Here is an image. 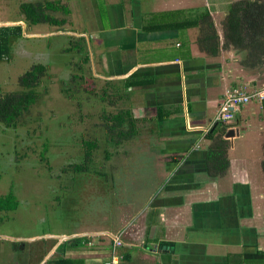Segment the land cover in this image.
I'll list each match as a JSON object with an SVG mask.
<instances>
[{
    "label": "crops",
    "instance_id": "crops-1",
    "mask_svg": "<svg viewBox=\"0 0 264 264\" xmlns=\"http://www.w3.org/2000/svg\"><path fill=\"white\" fill-rule=\"evenodd\" d=\"M12 1L0 0V67L3 61L7 66L10 54ZM193 1L68 0L69 15L59 18L66 19L62 27L29 25L21 15L18 33L32 39L29 32L36 27V37L47 41L74 36L83 50L88 80L104 82L109 91L117 89L120 109L136 119L155 118L157 113L167 117L147 122L155 130L154 140L162 144L153 155L160 163L148 174L150 183L154 176L158 181L152 184L147 211L122 229L124 246L116 250L118 257L129 253L128 264H264L263 103L240 107L231 122L235 125L226 130L233 129L235 135L222 136L227 168L217 175L207 167L208 150L220 137L209 139L207 133L217 125L214 119L226 89L262 86L264 66L243 68L240 55L231 49H220L214 57L201 51L202 31L189 26V19L208 10L221 44L220 23L232 1L221 6L213 0L211 8ZM36 43L41 52L47 48ZM78 68L73 76L83 71ZM6 82L0 80V95L6 93L1 90ZM38 237L0 234L1 264H46L37 254L27 259L22 254L19 260L15 256L18 242ZM62 248L56 249L65 257L81 259L67 256L77 249Z\"/></svg>",
    "mask_w": 264,
    "mask_h": 264
},
{
    "label": "rangeland",
    "instance_id": "rangeland-1",
    "mask_svg": "<svg viewBox=\"0 0 264 264\" xmlns=\"http://www.w3.org/2000/svg\"><path fill=\"white\" fill-rule=\"evenodd\" d=\"M27 1L43 4L45 0L12 1L14 27L19 33L22 32L17 21L22 15L19 6ZM67 1L60 0V4L66 5ZM224 1L233 0H220L221 6ZM206 2L211 8L213 0ZM190 3L198 5L199 1ZM66 8L69 10L66 5L61 11ZM70 10L74 11L71 7ZM61 11L47 13L59 19L65 17ZM39 31L36 27L30 30V35L34 36L32 39L19 33L10 38L12 54L7 58V66L3 61V67H0V80L7 78V82L1 84L2 92L21 91L17 77L28 70L31 61L37 58L31 59L32 56L41 54L33 41L47 43L48 38L36 37ZM69 39L68 36L49 38L55 47L52 52L54 60L63 63L69 59L67 53L57 49L60 43ZM48 54L45 50L42 57ZM71 54L75 52L72 50ZM27 58L31 61L25 60ZM46 74L43 84L36 89L38 102L21 116L17 127L9 130L0 125V181L6 183L0 185V193H12L15 197L14 208L0 211V234L13 237L48 233L56 234L52 236H70L68 234L73 233L81 237L88 234L93 237L91 244L87 242L76 251H69L67 256L84 259L87 264H100L109 258L108 238L120 234L122 229L134 224L138 216L147 211L149 196L154 193L153 185L158 181L154 176L150 183L148 174L155 168L156 162L160 163L153 159V155L156 154V146L162 144L154 137L148 142H144L148 139L146 137L142 142L135 138L126 145L114 144L112 135L105 133L103 115L106 113L103 109L116 113L117 108L109 107L107 101L94 96V92L103 89L105 83L91 78L88 80L85 72L83 77L78 72L77 78L68 80L62 73H57L55 66L49 67ZM113 84L117 87L116 83ZM111 100L118 106L115 96ZM89 140L96 147L91 150L90 161L85 163ZM44 145L45 161L39 155ZM74 165H82L84 169L75 170ZM45 240V251H48L45 257L51 260L62 257L56 249L62 241L54 237ZM33 242L29 245L26 241L18 243L33 249L42 247L41 243ZM19 246L17 244L15 250L17 260L22 258V254L27 259L29 252ZM3 262L0 258V264Z\"/></svg>",
    "mask_w": 264,
    "mask_h": 264
},
{
    "label": "trees",
    "instance_id": "trees-1",
    "mask_svg": "<svg viewBox=\"0 0 264 264\" xmlns=\"http://www.w3.org/2000/svg\"><path fill=\"white\" fill-rule=\"evenodd\" d=\"M64 6L65 5H61L58 0H45L43 4L25 2L20 5V11L24 20L29 23V25L47 23L49 26L62 27L66 24V19H57L47 12L63 11ZM226 8L227 10L220 23L222 29L221 44L208 10L204 9L203 12L189 19V26H198V29L202 31V38H200L198 43L201 51L208 56L214 57L220 49L235 50L236 54H239L241 57L240 66L249 69H261V67L264 66V0H233ZM62 13L64 15H69V10L66 8ZM45 71L46 68L43 65H33L29 70L24 72L18 80L23 90L0 95V123L5 127L15 128L21 116L28 112L33 104L36 103L38 99L36 88L40 86L41 78L45 75ZM117 93V89L109 91L108 85L105 84L104 88L98 93L94 92V96H99L101 101H107L108 105L117 106L115 105L116 102L111 100L113 96L116 97V100L120 99L121 96H117ZM166 118L167 117L164 115H159L157 113L155 118L136 119L133 117V114L126 109H118L116 113H108V116L105 114L103 115L106 128L105 133L112 135L111 139L112 141L114 140V144L116 145H120L121 143L126 145L135 138L139 140V142H142L147 137L148 139L144 142H148L154 137L153 134L155 130H149L152 124L147 122L155 120L158 123ZM234 125L235 123L218 122L215 128L207 133L209 139L220 136L218 143L214 144L208 150L207 155V167L210 172L213 170L217 175L227 168L226 143L225 140L222 139V136L227 128ZM86 145L85 163L86 160H88V162L90 161L91 150L96 147L95 143L90 140ZM45 150L46 145H44L42 152L39 154L41 160L44 161L46 159L44 156ZM73 168L78 171L84 169L82 165H74ZM262 168L264 170V161L262 163ZM14 199L15 197L12 193L0 197V211L14 208ZM91 238L93 237L90 235L78 236L63 241L61 246L64 251L66 249H79L87 242L88 245L91 244ZM108 239L110 245L107 248V252L112 258L113 241L111 238ZM62 256L61 259L48 260L46 264H85L83 259L68 258L65 257L64 253H62ZM120 257L116 264H128L131 261L129 253L121 255ZM100 264L105 263L102 262Z\"/></svg>",
    "mask_w": 264,
    "mask_h": 264
},
{
    "label": "flooded vegetation",
    "instance_id": "flooded-vegetation-1",
    "mask_svg": "<svg viewBox=\"0 0 264 264\" xmlns=\"http://www.w3.org/2000/svg\"><path fill=\"white\" fill-rule=\"evenodd\" d=\"M53 1H56V0H53ZM203 2V4L204 5H206L205 7L206 8H209V6H208V3L206 2V0H201V3ZM22 4V3H21ZM20 4V5H21ZM19 8H20V6H19ZM22 14V13H21ZM23 16V15H22ZM58 19V18H57ZM13 31V35L15 34L16 35V33H18L16 30H15V27H14V30H12ZM15 31V32H14ZM60 36V35H59ZM66 35H64V36H62V37H65ZM68 38H70L69 40H67V42H62V43H60V46H58V48H60V49H62V48H67V50H66V53L68 54V57H69V59L65 62V61H63V63L62 64H60L61 63V61H57V60H54L53 58H52V52H54L55 51V47L53 46V43H50V40L49 41H47V43H46V49H44L43 50V52L46 50L47 52H49V54H48V56H45V57H42V54H40V55H38V54H36V55H34V56H32V58L31 59H33V58H35V57H37V58H35V59H33L32 61H31V59H29V58H27V59H25V60H30L31 61V66L29 67V69L33 66V65H37V64H41V65H43L45 68H46V71H45V75L41 78V84H40V86L43 84V80L42 79H44L45 78V76L47 75L46 73L48 72V68L50 67H52V66H55V69L57 70V73H62V75L64 76V78H67L68 80H73L74 78H77V76H73V75H75V73L72 71V69H74V68H76V71H78L79 70V68L78 67H82L81 68V70H83L82 72L81 71H79V72H81L80 73V76L81 77H83V73L85 72V74H88V69H87V66H85V63L83 62V59H82V57L84 58V55H83V50L81 49V51H80V44L78 43V40H76V38L73 36H71V35H69L68 36ZM65 41V40H64ZM37 42V41H36ZM36 42H34L33 41V43H36ZM33 45V44H32ZM31 45V46H32ZM72 50L75 52V54L77 55L78 54V56L80 57H78V56H76V57H74L75 56V54L73 55V54H71L72 53ZM42 51V50H41ZM60 52H64L63 50H61ZM78 52V53H77ZM10 54H12L11 53V50H10V52H9ZM42 53V52H41ZM10 54H9V56H10ZM53 62L55 63V65H53ZM29 65V64H28ZM75 66H77V67H75ZM78 68V69H77ZM28 69V70H29ZM27 71V70H26ZM25 71V72H26ZM78 73V72H77ZM23 75V74H22ZM22 75H20V76H22ZM20 76L19 77H17L18 79H17V83H18V85H19V82H18V80H19V78H20ZM62 76V77H63ZM67 79H64V81H66ZM63 81V80H62ZM20 86V85H19ZM20 88H21V90H23V87L22 86H20ZM37 89V88H36ZM89 90V89H88ZM65 91V90H64ZM66 92V91H65ZM7 93H13V92H7ZM38 98H39V94H38ZM38 100V99H37ZM36 102H38V101H36ZM34 105V104H33ZM109 107H111V105H108ZM114 107H116L117 108V110L118 109H120L118 106H114ZM108 108V107H107ZM104 110V112L106 113V115L108 116V111H107V109H103ZM102 110V111H103ZM0 125H3L2 123H0ZM3 127L4 128H6V129H9V130H11L12 128H8V127H5L4 125H3ZM16 127H17V125H16ZM15 127V128H16ZM15 128H13V129H15ZM52 235H56V234H50V233H48V234H44V235H41V236H39L36 240L34 239H32V240H29L28 242H26L28 245L29 244H31L33 241V243H35V242H38V243H41V245H42V247L39 249L38 247L36 248V249H33L32 247H28V246H26L24 243H19V247H21V248H24V249H27V252H29V254H27L28 255V257H32V256H34L35 257V255L37 254L38 256H39V258L41 257V258H44V261H48V260H51L50 258H47V257H45V252H48V251H45V245H44V242L46 241L45 240V238L47 239V238H50V237H48V236H52ZM68 235H78V234H68ZM88 235V234H87ZM87 235H84V236H87ZM60 236H65V235H63V234H60ZM83 236V235H82ZM56 237H59V236H56ZM40 241H43V242H40ZM63 242V241H62ZM62 242H61V244H59V246H61L62 245ZM26 246V247H25ZM58 246V247H59Z\"/></svg>",
    "mask_w": 264,
    "mask_h": 264
},
{
    "label": "built area",
    "instance_id": "built-area-1",
    "mask_svg": "<svg viewBox=\"0 0 264 264\" xmlns=\"http://www.w3.org/2000/svg\"><path fill=\"white\" fill-rule=\"evenodd\" d=\"M251 102L262 104L264 102V84L260 87H251L249 85L235 86L226 89L223 99L220 102L214 121L216 123H231L238 109ZM121 234L117 233L110 236L113 241V256L105 264L118 263L119 257L115 254L118 248L124 246Z\"/></svg>",
    "mask_w": 264,
    "mask_h": 264
},
{
    "label": "water",
    "instance_id": "water-1",
    "mask_svg": "<svg viewBox=\"0 0 264 264\" xmlns=\"http://www.w3.org/2000/svg\"><path fill=\"white\" fill-rule=\"evenodd\" d=\"M235 135V132L233 131V129H229L226 133H225V138H232ZM77 235H70V236H48V237H54V238H59L61 241H67L70 240L72 238H75ZM82 236V235H80ZM84 236V235H83ZM78 237V236H77Z\"/></svg>",
    "mask_w": 264,
    "mask_h": 264
}]
</instances>
